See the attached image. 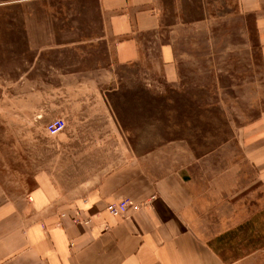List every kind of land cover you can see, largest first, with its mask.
Listing matches in <instances>:
<instances>
[{"label":"rangeland","instance_id":"rangeland-1","mask_svg":"<svg viewBox=\"0 0 264 264\" xmlns=\"http://www.w3.org/2000/svg\"><path fill=\"white\" fill-rule=\"evenodd\" d=\"M97 4L0 0L1 198L28 197L43 172L71 196L96 173L108 157L100 154L109 131L104 95L117 146L150 167L180 169L200 189L239 201L246 217L254 214L215 243L228 262L246 257L237 264H264V248L252 251L264 247V187L238 136L264 111L251 19L237 13L233 0H192L178 15L169 11V22L185 21L175 27L179 79L169 84L150 53L134 64L114 62ZM54 118L67 125L50 134ZM126 157L117 155V163Z\"/></svg>","mask_w":264,"mask_h":264},{"label":"crops","instance_id":"crops-1","mask_svg":"<svg viewBox=\"0 0 264 264\" xmlns=\"http://www.w3.org/2000/svg\"><path fill=\"white\" fill-rule=\"evenodd\" d=\"M237 13L253 23L264 69V0H233ZM192 0H98L114 62L130 65L152 58L169 84L179 79L178 29L169 22ZM177 15L176 18H177ZM194 24L195 23H191ZM108 133L100 147L108 156L96 173L78 183L71 196L43 172L22 200L0 194V264H237L228 262L216 238L243 228L252 216L224 193L200 189L180 169L136 160L128 146H117V123L100 101ZM106 111L108 113H106ZM108 114V115H107ZM80 132V131H79ZM242 153L264 187V111L241 127ZM112 144V145H111ZM117 155L127 156L117 163ZM135 155V156H134ZM32 198V199H30ZM127 199L124 214L109 210ZM222 238V237H221ZM264 247L252 248L261 251Z\"/></svg>","mask_w":264,"mask_h":264},{"label":"built area","instance_id":"built-area-1","mask_svg":"<svg viewBox=\"0 0 264 264\" xmlns=\"http://www.w3.org/2000/svg\"><path fill=\"white\" fill-rule=\"evenodd\" d=\"M67 121L64 118H57L52 120L47 125V130L50 134H57L65 129ZM32 199V198H30ZM130 206V201L127 199L113 202L109 205V210L114 214H124Z\"/></svg>","mask_w":264,"mask_h":264}]
</instances>
